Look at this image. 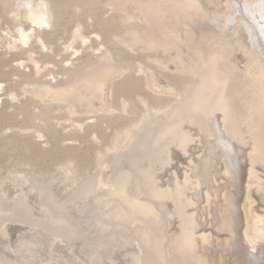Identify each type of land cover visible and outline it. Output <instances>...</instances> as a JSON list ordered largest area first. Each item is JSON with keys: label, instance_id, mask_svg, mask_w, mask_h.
<instances>
[{"label": "rangeland", "instance_id": "rangeland-1", "mask_svg": "<svg viewBox=\"0 0 264 264\" xmlns=\"http://www.w3.org/2000/svg\"><path fill=\"white\" fill-rule=\"evenodd\" d=\"M29 1L15 0L14 5V0H0V208H10V214L0 212V247L24 246L22 254L27 259L23 264H36L37 258L53 263L62 260L59 264H105L110 258L114 264H131L130 256L132 259L141 256L135 248L139 243L146 253V264H176L187 241L180 233L175 231L177 239L171 242L167 237L161 252L155 253L151 251L155 247L150 250L142 241L140 232L134 233L133 224L128 231L113 226L103 228L98 223L108 210L101 199L127 192L130 183L115 179L113 188L106 187L99 194L81 193L86 181L97 178L101 184L107 182L115 171L106 173L108 163L115 169L125 168L131 182H138L137 176L142 172L151 177L158 175L152 191L158 182L170 185L172 180L163 169L172 160L160 167L137 169L130 162L135 152L141 153L128 145L126 132L133 129L146 110L154 114L155 110L176 104L180 99L178 93L185 94L191 87L190 77H202L206 65L215 59L214 63L230 71L228 80L238 73V79L228 85L231 88L228 91L234 90L233 94L228 92L222 99L224 92L219 94L222 87H218L221 109L226 113L228 105L240 102V115L244 119L236 123L238 117H229L231 127L219 118L221 109H210L207 117L218 122L220 136L215 138L209 132L207 136L212 143L196 137L187 148L188 155L194 156L181 158L174 154L176 159L171 166L180 182L184 175L190 177L188 191L194 193L191 200L196 201L195 219L200 232H196L194 240L198 264H240L234 254L235 238L247 239L254 253H258L255 247L259 240L254 237V228L259 222L264 223V204L253 187L264 191V169L259 166L261 157H246V151H254L252 147L246 145L242 153L239 145L250 131L264 132V125L258 123L260 109H264V52L254 40L258 33L264 38L263 23L252 36L250 20L246 14L244 17L238 14L240 8L234 2L232 15L229 9L220 12L222 17L217 10L209 17L204 14L212 4L210 0H177L174 7L162 3L158 8L159 19L153 21L149 10L128 11V0H100L95 5L81 3V7L70 1L61 9L62 16L53 27L36 26L26 16ZM246 6L256 17L264 15V7L257 4L254 9L249 3ZM217 18L222 21L218 22ZM24 30L33 35L26 44L20 42ZM261 41L264 45V39ZM247 55H252V61H248ZM257 78L262 79V87L254 81ZM246 79L253 82L248 84ZM245 85L256 89H245ZM237 86L244 87V95L238 93ZM68 104L71 111L66 108ZM49 105L55 110L51 117L40 116ZM230 131L235 143L240 139L236 149L225 140ZM263 141L260 150L264 149ZM116 144L123 150L110 151ZM191 146L196 150L191 151ZM197 146H202L203 151ZM161 171L163 176L159 177ZM18 183L24 185L19 191ZM32 183L44 193L37 192ZM141 189V193L148 194L147 189ZM113 190L116 193H110ZM44 199L56 216L45 212L35 215L27 209L28 202L37 207ZM253 204L262 211L255 210ZM172 211L174 218L160 213L157 219V222L174 221L171 228L168 226L169 231L180 224L179 214L175 209ZM120 213L123 214L121 208ZM254 215L260 219L258 223ZM33 225L49 229L60 237L58 240L65 237L63 240L69 244L45 237ZM116 235H122L124 240L116 239ZM33 240H36L33 246L43 247L53 257L48 259L41 252H27L28 243ZM77 241L82 244L78 245ZM118 246L122 248L120 251Z\"/></svg>", "mask_w": 264, "mask_h": 264}, {"label": "bare ground", "instance_id": "bare-ground-1", "mask_svg": "<svg viewBox=\"0 0 264 264\" xmlns=\"http://www.w3.org/2000/svg\"><path fill=\"white\" fill-rule=\"evenodd\" d=\"M70 1L76 2L78 4L77 6L81 7L80 5L81 3L82 4L86 3L88 5H95L100 0H37V2L30 0L29 2H27L28 7L26 8L29 10V12H27L26 14L27 19L30 20L36 26L45 25V26L53 27L55 23L57 24V19L60 16H62L60 15L61 9L63 7L65 8V6H68L67 4H69ZM175 1L177 0H128V11L133 10V12L134 11L143 12L144 10H147V11L149 10L150 15L152 16L153 21H154V19H157V20L159 19L158 18V14H159L158 8L161 6L160 4L165 3V4H168L174 7L173 4ZM183 1H186V0H183ZM213 1L210 0L212 4L210 7H208L207 13L203 12L208 17L214 14L215 10L219 11L220 13L221 11H228L230 9L229 12H231L233 9V6L231 3L234 2L235 5L239 6L240 8V11H238V14L240 12V14L243 17H244L243 14H246L247 19L250 20V22H252L250 23L248 22L247 19L244 18L248 22L249 26L251 27L250 29H252L251 30L252 36H255L258 33L256 28L258 27L261 28L262 23L264 26V15H260V16L258 15L256 17V15L251 12L249 6H246V3H249L250 7L254 5V9H256L257 4L258 6L264 7L263 5L264 2L260 0H253V1H250V0H216V2H213ZM200 2L203 3V1H200ZM14 5H15V0H14ZM191 5H194V4H191ZM258 11H260V7H258ZM18 13L15 15L19 16ZM231 15H232V12H231ZM217 19H218V22L220 20L222 21L221 18H217ZM260 19L262 20V22H260L261 21ZM143 20L146 21L147 18L144 17ZM241 36L244 37V33L242 31H241ZM32 37L33 35L28 34L24 30V32L21 34L20 42L22 44H26L28 41L31 40ZM260 37H261V34L258 33V36L256 35L254 40L259 44V48L264 52V45L262 44V41H261V38L262 39L264 38L263 37L260 38ZM39 38L41 39L42 44H45L43 38L41 37ZM163 38H171L172 41H174L175 39L174 37H167V36H164ZM246 39H248V37H246ZM248 48L250 49V47ZM247 57H248V61H252V55H247ZM214 60L213 61L211 60L212 63H208V65H206V68L204 69L205 73L204 75H202V77H198L201 75H198V76L196 75L198 77L196 79H192V77H190V80H188L190 83L188 82V85L191 84V87H190L191 89L189 88L188 92L185 94L182 93V95L178 93L180 95V99L176 101V104L170 105V106L167 105V107L163 110H155L154 114H152L151 111L146 110V112L142 116H140L138 122L136 123V125H134L133 129L128 130L130 132H126L125 139L128 142V145H133L134 147L133 146L132 147L134 149L140 150V153H141V154H136L135 152L134 153L135 155L133 156L130 162L137 169H140L142 166H147L151 168V166L159 165L160 167V165H163V164L165 165L171 160L173 162L174 159H176L174 158V154L180 155L179 157L181 158H184L185 155L186 157L191 158L194 155L193 154L188 155L190 151L189 150L187 151V148L190 145V143L194 141L196 137L198 138L201 137L206 142L209 141L212 143V139H210V137L207 136L209 132L211 135H214L215 138H218V136H220L221 130H219L218 128V122L213 121L212 120L213 117L209 118L207 117V115L210 109H213L214 111L215 110L218 111V109L222 108L219 101L217 100L218 98L217 95L218 93L220 94L221 91L224 92L222 99H224V97L228 95V92H229L228 90L231 89V88L228 89V85H232V83H234V81L238 79V77H236L238 73H236V75H232V79L228 80V76H230L228 75V73H230V71H226L224 67H221L220 65L222 64L217 65L216 63H214ZM222 69H224V71H222ZM94 71H98V69H94ZM206 77H212L213 80L210 79L209 81ZM262 77H264V75H262ZM215 81L216 83H214ZM246 81L248 83L249 80L246 79ZM254 81H256V83H258L260 87H262V79L258 81V78H257ZM252 82L253 81H250V83ZM256 83H254V85H256ZM258 85H256V87H258ZM218 87H222V89L218 91ZM246 87L247 86L245 85V89ZM237 88H238V93L242 92L240 93V95H244V87L237 86ZM247 88L250 90L256 89V88L254 89L253 87L252 88L247 87ZM184 91H186V89H184ZM231 91L233 94L234 90H231ZM231 91L229 92V94L231 93ZM229 96L232 98L231 95ZM230 97L228 99H231ZM262 99H264V97H262ZM49 100L52 101V99H49ZM238 103L240 102L232 103V105H228V107H226V113L225 111H223V109H221L220 110L221 112H219L221 113L219 115V118L222 119L223 121L225 120V122H228L231 127L233 126V123H232V120L230 121L229 117H238V121H236V123H240V121L244 119V115H240V111H242V107H240L241 104L238 105ZM66 108L68 109V111L72 110V106L70 104H68ZM54 111L55 110H53L52 105H49V106L44 107V111H42L41 113L39 112V113L41 114L40 116L44 117V115H47L50 118ZM260 112L262 113L258 115V123H262V125H264V109H260ZM47 116L45 117L48 118ZM252 121H256V119H252ZM194 123H197V124H195L194 126ZM236 123H234V125H236ZM205 131L207 132V134ZM260 131L259 133L258 131H250V135H248V137H244V143L240 144L239 146H240V150L242 151V153H244V147H246V145H248V147H252L254 151H246V157H254V159H258V157H261L259 166H261L264 169V157H263L264 155L260 156L262 155V153H264V149L260 150V148H262L260 143H262V140H264V132L262 130ZM230 133L232 132L231 131L228 132V135H226L225 140L229 141L230 145H232V147L236 149L237 145L235 144L240 143V139H236L238 143L237 142L235 143V141L232 140L233 137L232 135H230ZM219 138L221 140V137ZM198 142L199 141H197L196 143ZM197 147L203 151L202 146H197ZM129 148L131 147L129 146ZM117 149H121L118 144L112 147L110 151L112 150L116 151ZM190 149L191 151L192 149H194L195 151L196 147L191 146ZM215 149H217L216 151H218L219 147ZM237 161L239 162V160ZM172 162H171V165H172ZM190 163H192V161H190ZM171 165L167 164L165 165L164 169L162 168L163 171L168 172V178L172 180V181L170 180L171 184L167 186V185H162L161 183L158 182L156 189L152 191V185H154V183L158 181V175L156 177H151L150 175H147L146 172H142L141 176L139 175L137 176V178L140 177V180L138 182L136 180H133L131 182L129 181L130 174L129 172L125 170V168L121 167V168L115 169L112 163L111 164L108 163L105 165L106 173L112 172L113 170L115 171H113V174H110V177L107 179V182H105V184H101V180L97 178H94L92 181H89V182L86 181L85 183H83L84 187H83V192L81 194L82 195H87L88 193L99 194L106 187L113 188L114 185L112 183L115 179H121L125 183H128V184L130 183L129 184L130 187L127 190V192L112 194L110 195V197H106V199L105 198L101 199V201H103L108 207V210L107 212L102 214V216L100 215L101 217L97 220L98 223H100V225H102L103 228L113 226V227H119L121 228V230H128V231L132 230L131 225L133 224L135 228L134 233H136V231L140 232L142 241L145 243V245L150 250L152 248L154 249L155 247V250H151L152 252H155V253L161 252L162 242L165 239H167V237H169V240H168L169 242L177 239L174 233L176 231L177 233H180L179 235L180 237H187V241L184 243L183 253H181V256L179 257V259H177L176 264H198V259H197L198 257H196L197 250L194 244V240L196 236L195 234L198 231V225L195 219L196 218V214H195L196 201H194V199L191 200V197L192 195H194V193H190L188 191V190H191L190 177H186L184 175V177H182V182H180V179L177 178V175L173 173L174 169ZM206 169H208L207 166H206ZM163 171L160 172L159 177L163 176L162 175ZM163 181L166 182L167 180L163 178ZM257 181L258 183H260L258 179ZM2 187H4V185ZM23 187L24 185L23 186L19 185V183L16 184L17 191H19ZM32 187L35 188L33 186V183H32ZM141 187H144L145 189H147L148 194L141 193V190H142ZM253 188L256 191L257 197L264 204V191L263 190L259 191L258 187H253ZM36 191L40 193L43 192V190H41L40 188L36 189ZM110 193H116V190H113V192L110 191ZM78 194L80 195V193H77V195ZM144 195H146L145 198L142 197ZM45 196L46 195L44 194V197L42 198H45ZM20 204L23 205L24 202ZM20 204H17V205H20ZM161 205H164L163 206L164 208H161ZM24 206L26 207V205ZM35 206L36 205H33L32 202H30V204L28 202L27 209L31 211L33 210L32 214L35 213V215L37 213H39V215L40 213H42L43 215V212L47 213L51 217L54 215L55 216L57 215V213L55 214L53 207L51 208L50 204H48L47 200L45 199L42 200L40 205L38 204L39 208H41L42 211L38 208V206L37 207ZM6 208L1 207L0 212L9 213L8 209L10 208H7V209ZM120 208L122 209L123 214L120 213ZM253 208L255 210H259L260 212L262 211L260 207L255 204H253ZM172 209H175L177 213L179 214L180 224L178 225V227L175 226V229L169 231L174 221H171L170 219H168L169 223H167L163 219H161L160 222H157L158 221L157 219L158 217H160V213H162L163 216L165 215L170 216L171 219L174 218L175 214L172 211ZM60 215H63V213H60ZM130 216L133 219H131ZM61 217L63 218V216ZM254 217H255V223H258L260 219L257 217V215H254ZM121 222H125V223H121ZM33 226L39 229V231H42L43 232L42 235H45V237L50 236L51 240H54V241L57 240L60 244H64V243H66V245L69 244L68 242L63 240L65 237L62 238V240H58L57 237L59 236L52 233L49 229H46L43 227L40 228V226L38 225H33ZM168 226H170L169 229H168ZM254 232H255L254 237L258 238L259 240L258 245L255 247L256 250H258V253L255 252L257 253L256 255L252 247L249 245L247 239L245 240L236 239V238L234 239L236 252L234 251L235 253L234 252L233 253L235 254V256H237V260L239 261L240 264L264 263V256H263L264 255V223L261 224L259 222V224L255 226ZM186 233H188V235H186ZM111 234L113 235L116 233L111 232ZM136 234L138 235V233ZM118 237L119 238L121 237V239L124 240V237H122V235H116V239ZM1 238H0V241H1ZM24 243H25V246L27 247V242H24ZM34 243H36V240H33L30 243L31 245L28 243L27 252H31V253L33 251H37L39 253L41 252L44 256H47L48 259H51L53 257L47 254L46 251H43V247L36 248L35 246H33ZM87 243L88 242H86L85 244ZM77 244L81 245L82 242L77 241ZM243 244L246 246L245 248ZM24 248H25L24 246L23 248L18 247L16 249L0 247V252H4V254L0 253V264H23L24 259L25 260L27 259V257L24 254H22L26 249ZM135 248H136L137 254L141 256L140 257L133 256V259L130 256L131 258L130 263L131 264H146V253L144 252L143 247L138 243L137 247ZM120 249L122 248L118 246V251H120ZM130 249H132V247H130ZM161 254H163V252ZM56 256L54 257V259L56 258ZM259 258H262L263 260L261 261ZM34 260L36 264H59V262L60 263L63 262L61 260V261H56V263H53V260L44 261L45 259H42V258L41 259L37 258ZM148 263H150V261H148ZM105 264H114V261L108 258V261H106Z\"/></svg>", "mask_w": 264, "mask_h": 264}]
</instances>
